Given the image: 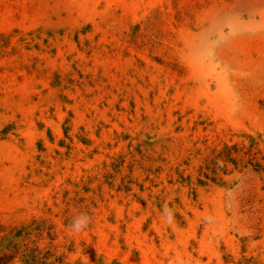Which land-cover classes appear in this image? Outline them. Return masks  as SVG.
I'll list each match as a JSON object with an SVG mask.
<instances>
[{
    "label": "rangeland",
    "instance_id": "374dc122",
    "mask_svg": "<svg viewBox=\"0 0 264 264\" xmlns=\"http://www.w3.org/2000/svg\"><path fill=\"white\" fill-rule=\"evenodd\" d=\"M0 264H264V0H0Z\"/></svg>",
    "mask_w": 264,
    "mask_h": 264
},
{
    "label": "clouds",
    "instance_id": "9594fccd",
    "mask_svg": "<svg viewBox=\"0 0 264 264\" xmlns=\"http://www.w3.org/2000/svg\"><path fill=\"white\" fill-rule=\"evenodd\" d=\"M89 223H90V218L87 215L80 214L73 218L71 227L74 231L80 232L85 228H87Z\"/></svg>",
    "mask_w": 264,
    "mask_h": 264
}]
</instances>
